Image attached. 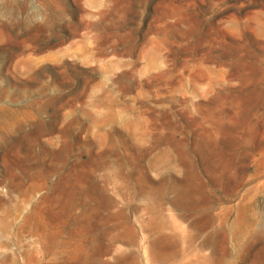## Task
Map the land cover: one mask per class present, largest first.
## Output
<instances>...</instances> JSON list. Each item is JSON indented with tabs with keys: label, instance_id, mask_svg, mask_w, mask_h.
Masks as SVG:
<instances>
[{
	"label": "rangeland",
	"instance_id": "1",
	"mask_svg": "<svg viewBox=\"0 0 264 264\" xmlns=\"http://www.w3.org/2000/svg\"><path fill=\"white\" fill-rule=\"evenodd\" d=\"M0 264H264V0H0Z\"/></svg>",
	"mask_w": 264,
	"mask_h": 264
}]
</instances>
